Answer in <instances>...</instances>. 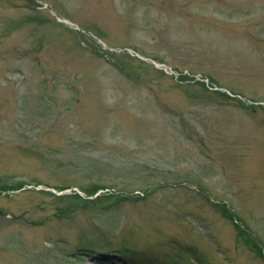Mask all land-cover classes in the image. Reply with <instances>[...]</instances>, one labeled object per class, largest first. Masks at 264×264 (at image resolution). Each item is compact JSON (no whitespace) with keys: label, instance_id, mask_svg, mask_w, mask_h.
Wrapping results in <instances>:
<instances>
[{"label":"rangeland","instance_id":"374dc122","mask_svg":"<svg viewBox=\"0 0 264 264\" xmlns=\"http://www.w3.org/2000/svg\"><path fill=\"white\" fill-rule=\"evenodd\" d=\"M0 264H264V0H0Z\"/></svg>","mask_w":264,"mask_h":264}]
</instances>
